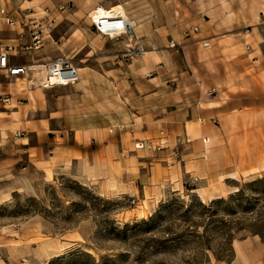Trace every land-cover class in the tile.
Returning <instances> with one entry per match:
<instances>
[{
    "label": "rangeland",
    "instance_id": "rangeland-1",
    "mask_svg": "<svg viewBox=\"0 0 264 264\" xmlns=\"http://www.w3.org/2000/svg\"><path fill=\"white\" fill-rule=\"evenodd\" d=\"M94 5L121 6L137 23L135 35L111 40L98 36L88 19ZM1 6L15 22L20 21L17 11L29 8L24 13L29 22L41 25L45 43L61 41L47 53L68 58L86 73L77 85L48 90L31 77L20 81L19 91L38 90L46 100L63 99L59 108L73 116L75 128H103L105 154L118 177L123 171L119 163L124 158H117L121 150L143 154L166 147L169 158L180 162L182 151L193 142L179 147L177 159L172 148L178 137L187 136H178L171 147L165 138L147 135L141 140V125L162 114L177 115L182 108L145 99L151 84L165 88L167 83L172 93L178 80L186 81L187 88L181 90L195 99L189 88L201 79L207 100L202 110L212 106L215 95L229 97L227 90L239 100L233 107H214L220 112L211 124L227 136L215 166L231 168L216 170L208 183L192 178L183 187L175 184L177 193L165 188L153 197L106 194L74 169L42 166V171L29 156H21L4 188L7 199L0 201V264H264V237L252 232L264 221V124L258 123L257 112L248 119L229 114L241 109V101L247 105L248 98H241L249 93L235 84L242 80L235 74L243 70V61L231 58L241 48L234 51L233 38L264 20V0H0ZM171 41L177 48H169ZM134 47L139 48L136 54L128 56ZM211 74L217 79L211 80ZM28 81L36 82L29 90ZM211 81L224 90L212 91ZM134 86L138 95H131ZM63 121L52 127L61 129ZM164 129L159 136L165 135ZM67 142L72 144L70 138ZM139 142L150 143L152 149H136ZM55 144L59 148L63 142L57 138ZM42 147L47 160L46 145ZM240 153L254 156L246 162Z\"/></svg>",
    "mask_w": 264,
    "mask_h": 264
},
{
    "label": "crops",
    "instance_id": "crops-1",
    "mask_svg": "<svg viewBox=\"0 0 264 264\" xmlns=\"http://www.w3.org/2000/svg\"><path fill=\"white\" fill-rule=\"evenodd\" d=\"M22 9L20 8L21 13L17 11V15L20 18L19 22H22V18L26 19L24 26L18 23L13 28H9L0 21V47L14 48L11 54L17 52L19 55L16 59L10 57V61L15 64H29L30 62L43 64L52 61L55 58L51 57L47 50L54 47L59 48L61 41L56 42L50 39L45 43L43 39V44L39 49L22 52L24 47L32 44L30 36L31 22L28 21L29 15L24 13V11L29 12L30 9ZM233 41V44H237L234 51L238 47L241 48L232 55L233 57H230L243 61V70L235 74L242 80L240 83L237 81L235 84L238 85H236L238 90L239 85H242L243 89L249 91V93L241 98V100L248 98L247 105L242 104L244 103L243 100L240 102L241 109L237 111L230 109L229 114L234 117L240 116L248 119L251 112H257L258 123L262 122L264 124V20L249 26L244 33L233 38ZM168 55L169 51H165V58ZM34 57L35 60H29V58L34 59ZM21 59L23 62H20ZM130 67L134 68V64H131ZM211 76V80L217 79L216 74H211ZM20 81L22 80L14 82L11 80L12 83L0 82V201L7 199V197H4V188L8 186V176L11 169L19 163L21 156L24 155L33 159L35 166L42 171H44L42 166L49 167L52 171L63 167L64 169H74L86 181H94L100 189H106V194L114 193L117 196L137 195L143 197L149 194L153 197L165 188L177 193L180 192V189L179 187L173 188L175 184L183 187L184 181L192 178L200 183H208V179L212 178L216 170L231 168L228 166L226 168L215 166L217 156L221 155L219 153L223 149L221 145L227 136L226 132L219 130V127L211 126L212 120H215L220 112L219 109L217 111L215 108L224 107L222 105L233 107L234 101L239 100L238 97H232L233 95L229 94L228 90L226 94L229 97L220 100L221 95H215L209 101L212 106L202 110L200 107L207 105V100L205 97L206 85L201 79L196 83L194 82L193 86L189 88L196 92L195 99L190 98L191 96H188L185 90H181L182 86H185V89L187 88L186 81L182 83L178 80V84L174 85L172 89L174 92L172 93H170L167 83L165 88L163 86L153 87L154 84H151V89L146 92L149 95H145V99L152 98L155 101H161L162 105H176L183 109L181 108L177 115L162 114L161 117L152 118V124L141 125L143 127V131L139 132L142 137L141 140H147L145 138L147 135L158 139L165 138L167 147H171L175 139L181 135L187 136L193 142L182 151L180 162H174L169 158L170 150L166 147L158 152L143 151V154L137 152L136 154H129L133 152L125 154L121 150L117 153V158H124L119 163L120 166L122 165L123 171L121 176L118 177L114 173L116 167L113 166L111 159H107L105 154L107 139L103 128H75L71 126L70 122L73 116L70 117L63 112V109L59 108V104L64 103L63 99L52 101L47 98L46 100V98H41L38 90L21 92L18 89L23 85ZM167 81L168 77L165 76V82ZM212 82L210 84L212 91L224 90L222 87L214 88L215 84ZM131 93V95H138L136 86L132 87ZM3 96H10L8 104L1 102ZM160 96L161 98L158 99ZM61 119H64L62 128H53L52 126ZM205 119H209L208 123ZM202 121L204 123H201ZM189 127L192 129L191 132ZM163 128H165V135L163 134L161 137L158 131ZM167 129L172 131L169 133ZM57 138L63 144L59 148H54ZM68 138H70L72 144H68ZM201 139L208 144H203ZM33 141L34 143H32ZM43 144L47 148V160L42 158ZM111 154L114 155L113 152ZM240 155L245 158L246 162H248L247 158L251 160L254 156V154L247 153H240ZM128 165L132 166L129 167ZM255 165L259 167L260 162H255ZM224 179L236 181L231 177Z\"/></svg>",
    "mask_w": 264,
    "mask_h": 264
},
{
    "label": "built area",
    "instance_id": "built-area-1",
    "mask_svg": "<svg viewBox=\"0 0 264 264\" xmlns=\"http://www.w3.org/2000/svg\"><path fill=\"white\" fill-rule=\"evenodd\" d=\"M88 19L90 21V27L92 30L108 39H118V38H132L135 35V24L132 19L128 18L123 10L121 9H109L108 15L100 16L97 9H93L88 14ZM25 18H22V22H15L10 15L6 12L5 7H0V21L5 23L9 27H14L17 23L20 25H25ZM30 25V36L32 39V44L23 48L22 52H30L39 49L43 42V31L41 25L36 22H31ZM140 47V46H138ZM169 48L175 49L177 45L171 41L169 43ZM139 48H132V51H128V56H133ZM14 51L13 47H0V77L6 80L24 79L32 77V68L40 63L31 62L30 64H15L10 61V57L13 59L18 58V53ZM39 66V65H38ZM43 68L41 70L44 73L45 80L43 82L36 83L39 87L43 89H52L55 87H65L74 86L78 80L79 75L77 69L72 65L69 59L64 56L57 57L52 61L43 63L41 65ZM35 83L28 81L26 89L29 90L34 86ZM10 101V96L1 97V102L3 104H8ZM184 143H189L187 137L180 138L176 140L175 146L172 148V153L174 158L180 157L179 147ZM152 149L150 143L139 142L136 144V149ZM135 202L132 200V204Z\"/></svg>",
    "mask_w": 264,
    "mask_h": 264
},
{
    "label": "bare ground",
    "instance_id": "bare-ground-1",
    "mask_svg": "<svg viewBox=\"0 0 264 264\" xmlns=\"http://www.w3.org/2000/svg\"><path fill=\"white\" fill-rule=\"evenodd\" d=\"M93 5V4H92ZM90 6V5H89ZM114 6V5H113ZM91 7V6H90ZM94 7V9H97L98 10V14L100 15V16H102V15H108L109 14V9H107V8H104L103 6H100V5H94L93 6ZM113 9H121V10H123L122 8H121V6H114V7H112ZM133 22H134V26H135V28L137 27V23H136V21H134L133 20ZM98 36H100V35H98ZM100 37H102V36H100ZM68 59V58H67ZM39 65V66H38ZM38 65H35L33 68H32V70H34L33 72H32V77H34V79H36V81L37 82H43L44 80H45V77H44V73H43V71L41 70V68H43L41 65L42 64H38ZM77 69V72H78V75H79V79H80V81L81 80H84V74L83 73H81V71L83 70V68L81 69V68H76ZM17 80H22V81H25L26 82V80H24V79H17ZM36 83V82H35ZM77 83H79V80H78V82ZM76 83V84H77ZM22 84H23V82H22ZM25 84V83H24ZM75 84V85H76Z\"/></svg>",
    "mask_w": 264,
    "mask_h": 264
},
{
    "label": "trees",
    "instance_id": "trees-1",
    "mask_svg": "<svg viewBox=\"0 0 264 264\" xmlns=\"http://www.w3.org/2000/svg\"><path fill=\"white\" fill-rule=\"evenodd\" d=\"M252 232L255 234V235H259L261 237H264V221L261 223L260 226H258L257 228H254L252 230Z\"/></svg>",
    "mask_w": 264,
    "mask_h": 264
}]
</instances>
